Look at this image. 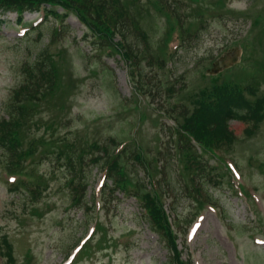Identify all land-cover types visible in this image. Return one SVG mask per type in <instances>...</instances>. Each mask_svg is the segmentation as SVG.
Segmentation results:
<instances>
[{
  "label": "rangeland",
  "instance_id": "1",
  "mask_svg": "<svg viewBox=\"0 0 264 264\" xmlns=\"http://www.w3.org/2000/svg\"><path fill=\"white\" fill-rule=\"evenodd\" d=\"M175 1L194 6L190 0ZM215 1L201 0V3L209 6ZM133 7L140 10L139 25L148 35L150 54L155 59V64L141 60L138 68L141 83H145L151 95L144 96L134 90L131 69L120 54L98 56L89 41L84 40L89 33L70 16L61 23L68 30L64 38L49 48L53 54L63 50L59 54L60 62L69 74L63 85L65 90L74 89L71 96H61L59 102L63 108L53 111L62 118L67 116L61 121L67 122L65 126L54 128L55 135L81 142L84 147L110 138L119 142L134 138L143 146L145 156L155 158L158 168H166L172 187L167 204L177 208L183 222L177 240L183 260L189 256L192 264H264V234L253 215V210H258L264 222V181L259 171V165L264 164V120L250 137L244 134V123L234 119L228 122V130L236 142L224 156L234 176L231 174L229 179L221 168L217 169L223 176L221 186H207L216 207L208 206L196 215L193 201L179 187L180 167L173 149L176 136L169 131L174 122L160 113L164 111L176 117L180 105L191 108L194 96L221 85L224 78L233 79L235 74L241 73L244 85L257 77L259 89L264 92V30H248L252 16L264 10V0H228L231 16L210 20L198 38L177 48L175 56L162 68L157 61L164 58L166 23L148 0H139ZM194 9L189 11V27L196 21ZM0 19L1 118L5 105L23 80V65L32 63L48 44L49 30L56 28L59 21L51 16L43 17L42 13H25L22 25L25 28L20 29L15 13L8 12ZM21 30L27 32L23 35ZM40 30L43 36L39 39ZM126 39L133 48H143L135 35L128 34ZM173 46L170 44L172 49ZM139 56H145L144 51ZM224 70L227 71L224 77L217 76ZM38 117L45 121L49 112ZM32 131L37 135L43 133L40 127ZM89 152L101 156V151L86 149ZM1 159L0 152V237L9 236L15 264H64L74 246L91 233L96 216L107 230L108 242L94 249L89 261L76 264H172L170 250L151 232L132 198L116 193L107 205L101 202V191L95 193L102 183L100 164L86 161L83 167L86 203L73 206L67 184L70 171L63 161L52 154L39 157L36 170L47 188L33 202L23 191L9 190V178L2 170ZM121 163L128 179L133 180L136 175L143 177L142 169L132 158L125 157ZM103 184L112 187L108 179ZM239 185L244 186L251 201L246 202ZM93 194L97 196L94 205ZM26 255L30 256L29 260L25 259ZM0 264H4L1 257Z\"/></svg>",
  "mask_w": 264,
  "mask_h": 264
},
{
  "label": "trees",
  "instance_id": "2",
  "mask_svg": "<svg viewBox=\"0 0 264 264\" xmlns=\"http://www.w3.org/2000/svg\"><path fill=\"white\" fill-rule=\"evenodd\" d=\"M156 2L160 4L159 1ZM227 2L228 0H216L209 6H203L201 0H197V6L193 10L195 23L201 26L214 18L231 14L232 11L227 9ZM134 5V1L131 4L127 0H0V15L15 12L18 24L22 23L24 13L38 12L42 6L46 15L57 19L63 20L68 15H74L87 29L89 34L85 35L84 39L86 41L89 39L94 50L98 53L110 50L120 54L136 72L131 73L134 90L149 96L151 91L145 83H141L143 79L138 68L141 60L146 59L149 64L153 62L155 64V59L146 51L145 56H139L140 50L133 48L126 41V36L133 34L142 44H146L147 34L138 21L140 10L134 9ZM176 7L174 10H179L178 5ZM165 8L171 9L170 6ZM57 9L62 12L58 13ZM174 10L165 12L160 8L159 12L169 22L167 34L170 39L178 36L181 40L184 33L188 36L191 34L189 29H185L179 23L178 17L172 15ZM248 30H264V10L252 16ZM65 33L67 30L64 27L49 30L48 44L39 51L32 63L23 65V80L14 90L4 107V115L0 118L1 163L5 175L13 178L12 182H8L10 190L23 191L30 201L37 202L47 188L46 182L37 173V160L39 157L52 154L57 160L63 161L70 171L67 184L70 186L71 201L73 206H79L86 203V172L83 167L86 161L92 165L100 164L113 186L103 189L104 205L111 202L110 197L115 191L135 198L144 211L150 228L160 236L170 250L172 264H190V258L183 260L181 251L178 250V229L183 222L176 213L177 208L175 206L170 208V214H173L171 219L164 205L166 197H169L171 192L169 189H172L167 180L169 172L166 168H158L155 158L145 156L140 143L135 139H131L127 144L110 138L107 142H93L89 147H84L81 142L76 143L65 136L59 138L55 135L54 128L65 126L67 122L61 121L67 119V116L64 115L62 118L53 111L58 112L63 108L59 102L63 94L69 97L74 92V89L65 90L63 85L69 76L68 70H65L63 63L60 62L59 54L63 50L56 54L49 50L53 42L64 38ZM42 36L41 30L38 31L37 37L40 39ZM172 56L165 52V59H171ZM164 63V58L157 61L159 68H162ZM221 76L224 77V74ZM232 76L233 79L224 78L221 85H215L194 96L191 108L180 105L176 117L162 112L163 116L174 122L173 128L171 127V130L169 128V131L176 136L173 149L180 167L179 187L196 206L195 214L206 206L215 204L207 186L209 183L220 185L223 176L217 172L220 166L214 167V164H210L206 155L210 154L224 161L221 154L229 152L236 142V137L228 130V122L234 119L244 123L246 125L244 134L250 137L264 120V92L259 89L257 77L251 78V82L244 85L241 73ZM44 112H49V118L45 121L38 117ZM38 127L43 132L40 135L32 131ZM130 144L133 146H129ZM88 148L101 151V156L86 153ZM125 157L127 160L132 158L142 169L144 174L142 178L137 175L133 180L127 178L125 167L121 163ZM259 171L264 180L263 163L259 165ZM243 193L247 195L245 191ZM87 210L90 211V207H87ZM257 220L264 230L262 218L257 215ZM96 231L100 236L95 244L101 247L102 242H107V231L100 223L96 224ZM92 249L90 244L85 245L78 258L81 259L83 256L88 258ZM13 251L9 236L2 235L0 257L4 264L16 263ZM25 259L29 260L30 256L26 255Z\"/></svg>",
  "mask_w": 264,
  "mask_h": 264
}]
</instances>
